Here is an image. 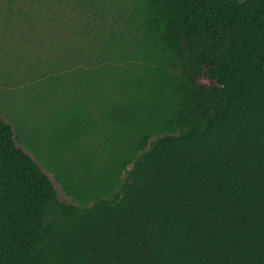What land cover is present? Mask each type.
I'll return each instance as SVG.
<instances>
[{
	"label": "trees",
	"instance_id": "obj_1",
	"mask_svg": "<svg viewBox=\"0 0 264 264\" xmlns=\"http://www.w3.org/2000/svg\"><path fill=\"white\" fill-rule=\"evenodd\" d=\"M96 1L28 145L74 202L0 114V264H264V0Z\"/></svg>",
	"mask_w": 264,
	"mask_h": 264
},
{
	"label": "rangeland",
	"instance_id": "obj_2",
	"mask_svg": "<svg viewBox=\"0 0 264 264\" xmlns=\"http://www.w3.org/2000/svg\"><path fill=\"white\" fill-rule=\"evenodd\" d=\"M102 8L96 0H0V114L12 124L18 145L49 175L60 199L69 203L72 197L28 145L49 143L52 152V137L67 131L66 125L48 124L51 103L61 91L51 76L66 73L67 63L76 68L71 56L91 41H85L81 31L93 29V36L95 28L88 23ZM33 134L40 137L32 138Z\"/></svg>",
	"mask_w": 264,
	"mask_h": 264
}]
</instances>
